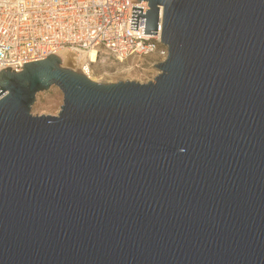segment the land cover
Instances as JSON below:
<instances>
[{
    "label": "water",
    "instance_id": "95a60500",
    "mask_svg": "<svg viewBox=\"0 0 264 264\" xmlns=\"http://www.w3.org/2000/svg\"><path fill=\"white\" fill-rule=\"evenodd\" d=\"M146 1L154 81L0 71V264H264V0Z\"/></svg>",
    "mask_w": 264,
    "mask_h": 264
},
{
    "label": "built area",
    "instance_id": "2783aa9c",
    "mask_svg": "<svg viewBox=\"0 0 264 264\" xmlns=\"http://www.w3.org/2000/svg\"><path fill=\"white\" fill-rule=\"evenodd\" d=\"M146 0H0V71L19 72L24 63L66 49L76 55L103 50L123 61L168 48L157 34L145 32L146 17L131 29L133 6L149 9Z\"/></svg>",
    "mask_w": 264,
    "mask_h": 264
},
{
    "label": "rangeland",
    "instance_id": "374dc122",
    "mask_svg": "<svg viewBox=\"0 0 264 264\" xmlns=\"http://www.w3.org/2000/svg\"><path fill=\"white\" fill-rule=\"evenodd\" d=\"M165 59L166 57L160 52H155L147 56L128 58L121 61L103 50L98 53L96 62L92 64L91 68L98 82L114 83L131 80L147 83L154 81L160 73L155 64H159ZM66 66L77 70L76 66L72 64H66ZM130 67H133V69L128 70ZM63 103V92L58 86L53 85L49 90L37 94L31 112L34 115H57Z\"/></svg>",
    "mask_w": 264,
    "mask_h": 264
},
{
    "label": "bare ground",
    "instance_id": "6f19581e",
    "mask_svg": "<svg viewBox=\"0 0 264 264\" xmlns=\"http://www.w3.org/2000/svg\"><path fill=\"white\" fill-rule=\"evenodd\" d=\"M2 1L12 2L14 0H2ZM57 55H59L60 58L62 59L64 66H66V64H72V65L76 66L77 70L85 73L92 80L96 81L97 78H95L94 72H93L91 66H89V64H88V62L90 61V59L87 58L88 54H82V55L78 56L69 50L63 49V50L58 51ZM90 57H91V61H96L97 58H96L95 50H93L89 53V58ZM131 69H133V67H130L128 70H131Z\"/></svg>",
    "mask_w": 264,
    "mask_h": 264
}]
</instances>
